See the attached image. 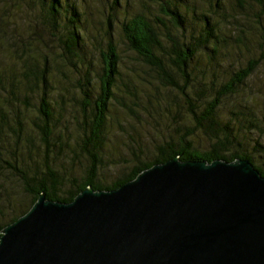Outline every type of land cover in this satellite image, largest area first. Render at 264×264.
Returning <instances> with one entry per match:
<instances>
[{
	"label": "trees",
	"instance_id": "trees-1",
	"mask_svg": "<svg viewBox=\"0 0 264 264\" xmlns=\"http://www.w3.org/2000/svg\"><path fill=\"white\" fill-rule=\"evenodd\" d=\"M41 1L47 10L46 18L51 20L56 32L61 28L60 14L67 12L69 21L66 23L64 35L61 32L58 33L64 36L63 38L59 37V42L72 58V64L76 61L85 63L90 53L85 37L92 44H95L97 40L85 32L84 26L82 29L77 26L78 23L82 26V14L79 8L75 4H70L68 0ZM236 1L242 7L250 1L258 5L264 4V0ZM114 3L119 5L120 0H114ZM158 9L160 15L158 14L153 19L144 13L127 19L120 25L119 37L128 48L127 54L132 53L137 62L146 66L145 69L138 68L144 74L154 75V79L157 76L156 84L160 87L139 72L136 73L137 76L129 75V78H125L127 81H123V85L119 84L121 66L126 62L111 34L107 47L101 51L102 66L99 74V90L96 95L90 91V87L84 92L86 102L83 103V108L90 114L85 122L89 128L84 134V137H88L83 147L84 151L77 156L78 158L73 157L67 166L58 164L52 142L49 139L53 135L50 123L53 122L56 110L53 103L42 96L40 101L42 107L39 109L44 120L38 117L31 125L23 121L25 112L20 109V106L28 104L32 97L38 96L37 92L41 83L46 84L48 74L54 72L48 70L52 58L50 59V54L45 52V49L38 43L22 42L21 44L18 41L16 44L12 43L10 46L11 56L16 59L17 65L12 64L11 68L7 67V69L2 67L4 79L0 76V89L4 87L5 82V91L8 93V98L4 97L3 100H0V237L8 225L31 210L39 200L41 193H46L49 199L69 203L89 186L95 190L117 189L135 179L144 170L177 156L183 160L197 159L209 162L216 159L229 161L248 159L264 175V167L260 162L264 145L259 141L257 134L250 137L245 133L247 121L243 119L249 114V112L246 113V110H249L244 106H239L234 113L235 118H229L227 121L222 120L219 113L223 99L233 93L238 85L252 74L260 60L251 61L246 68H242L232 75L227 82L218 87L216 95L199 110L200 106L188 91L193 84L191 83L194 81L193 78L196 79L199 76L215 82L216 79L211 76H217V73L221 71L215 66L218 64L222 68L221 61H224L222 55L218 58V51H216V55L209 52L210 56L215 57L216 61L212 62L214 66L206 69L201 68L198 72L193 69V61L206 48L208 40L211 37L214 39L216 36L214 29H210L212 22L209 21L205 29H201L199 25L200 32L198 33L204 34V38L197 37L195 39L192 35L188 42L182 30V24L187 22L185 13L183 15L177 6H172L170 2L160 4ZM4 10L6 11L5 8ZM5 11L0 14L1 20L4 18ZM192 18L196 20L199 17L194 15ZM112 20L114 21L113 16L107 22V26L110 28L113 27ZM0 30L1 33H5L2 24ZM54 35L53 37H55ZM12 37L14 40V34ZM5 38L2 37L1 41ZM197 39L202 42L200 48L194 44ZM3 45L6 48L5 44ZM215 47L219 48V52H225L221 46L215 45ZM239 48H241V44H239ZM61 57L65 61L63 53H61ZM69 63L71 64V62ZM79 84L81 85V82ZM85 84L89 86L90 81ZM121 86L125 88V91L118 89ZM169 86H171L170 90L177 91L178 99L182 95L186 98L189 97V113L195 121L193 126H183L180 123L176 127L175 122L179 116L178 100L174 95L163 92V89ZM196 86L197 84L194 88ZM13 99L16 101L14 102ZM115 102L121 108L112 107ZM14 104L16 105L13 108ZM114 108L121 111V114L114 118L121 126L123 135H126L130 141L128 145L132 152V156L129 157L131 167L124 176L107 184L99 180V171L107 164L101 160L97 151L104 150V141L101 137L104 129L110 124L109 112ZM144 112H148L150 118L159 121L167 113L168 121H170L167 127L172 130L170 136L165 135L162 142L157 145L158 151L154 158L141 157L133 150V146L137 145L136 138L142 135L137 136L129 126H125V119L130 117L139 124L142 123ZM172 117L174 121H171ZM198 130H201L206 139H210L211 145L206 150L195 147L194 139ZM248 144L249 147L245 148ZM84 155L85 162L89 166L86 172L83 171L82 178H78L73 172L77 163L80 162L78 159ZM122 156L123 154H119L117 158Z\"/></svg>",
	"mask_w": 264,
	"mask_h": 264
},
{
	"label": "water",
	"instance_id": "water-1",
	"mask_svg": "<svg viewBox=\"0 0 264 264\" xmlns=\"http://www.w3.org/2000/svg\"><path fill=\"white\" fill-rule=\"evenodd\" d=\"M0 264H264V175L177 156L69 203L41 193L4 229Z\"/></svg>",
	"mask_w": 264,
	"mask_h": 264
},
{
	"label": "rangeland",
	"instance_id": "rangeland-1",
	"mask_svg": "<svg viewBox=\"0 0 264 264\" xmlns=\"http://www.w3.org/2000/svg\"><path fill=\"white\" fill-rule=\"evenodd\" d=\"M68 1L70 4H75L81 11L82 26L80 23L77 26L80 29L84 26L85 32L97 40L95 44H92L85 37L90 52L85 63L76 61L72 64V58L65 52L59 42V37H64L66 23L69 21L67 12L60 14L61 28L56 32L50 22L51 20L49 21V18H46L47 10L41 0L0 1V14L5 11L4 8L6 9L3 20L0 19V27L2 24L6 33H1L0 30V76L4 79L2 67L7 69V67L11 68L12 64L17 65L16 59L11 56L10 46L13 42L14 44L17 41L21 44L22 42L38 43L45 49V52L50 54V59L52 58L48 70L54 72L48 74L46 84L41 83L37 92L38 96L32 97L30 102L20 106V109L25 112L23 121L31 125L38 117L44 120L39 109V107H42L40 102L42 96L53 103L56 110L54 111L53 122L50 123L53 135L49 139L52 142L54 154H56L60 166H67L73 157H77L84 151L83 147L88 138L87 136L84 137V134L89 128L85 122L87 116L90 117L89 112H86L83 108V103L86 102L84 92L90 87V91L96 95L99 90V74L102 66L101 51L107 47L111 34L126 62L121 66L119 84L123 85V81H127L129 75L137 76L136 73L139 72L160 87L156 84L157 76L154 79V75L144 74L139 68L145 69L146 66L137 62L132 53L127 54L128 48L119 37V33L120 25L136 14L144 13L151 19L158 14L160 15L158 6L165 4V2L177 6L178 10L187 16L189 22L183 16L187 22L185 21L186 23L182 24V30L188 42H190V34L193 33L195 39L197 37L204 38V34L198 33L200 27L205 29L208 22H212L210 29H214L216 36L214 39L211 37L208 40L205 49L204 45L203 52L197 58L199 60L193 61V69L198 72L201 68H212V62L216 60L214 56L209 55V52L216 55V51H218V58L222 55V60L224 59V61H221L222 68L218 64L215 66L221 71L217 73V76H211V78L216 79L215 82L199 76L196 79L193 78L194 81L191 82L193 84L188 90L189 95L195 98L197 105L200 106L199 110L216 95L218 87L227 82L232 75L240 69L246 68L251 61L260 60V62H257V67L252 74L238 85L233 93L223 99L219 113L221 119L227 121L229 118H235L234 113L239 106L246 107L249 110H246V113L249 112V114L243 119L247 121L245 133L250 137L257 134L259 141L264 145V4L258 5L250 1L242 7L237 4L236 0H120L119 5H116L114 0ZM194 15L199 18L194 20L192 18ZM112 16L114 21L112 20L113 27L110 28L107 26V22ZM59 32L63 35L58 34ZM13 34L15 36L14 40H12ZM52 34H55L56 38ZM2 37L6 38L1 41ZM242 41L244 43H241ZM200 43H202L201 40L197 39L194 44L200 48ZM239 44H241V48H239ZM215 45L221 46L225 52H219V48ZM61 53H63L65 61L62 59ZM207 76L209 77V74ZM88 81H90V85L86 86L85 83ZM79 82H81V85ZM195 84L197 86L194 88ZM166 88L163 89V92L174 95L178 100L179 116L175 122L176 127L180 123L183 126H193L195 121L189 113V97L186 98L182 95L178 99L179 95L176 90H170L171 86ZM174 88L179 90L177 87ZM118 89L125 91L122 86ZM0 94V100H3L4 97L8 98V93L5 91V82L4 87L0 89ZM80 100L82 101L80 102ZM13 101L16 100L13 99ZM16 104L13 105V108ZM114 106L121 108L116 102L112 107ZM144 113L142 123L139 124L134 118L130 117L125 119V126H129L137 136L142 135L140 137L134 135L137 137V145L133 146V150L139 153L138 155L141 157L154 158L158 151L157 145L162 142L161 140L165 135L170 136L172 130L167 127L170 122L167 113L160 121L150 118L148 112ZM109 114L110 124L104 129L101 137L104 141V150L102 149V152L97 151L101 160H104L107 164L99 171V180L107 184L113 183L129 172L131 167L129 157L132 156L131 148L128 145L130 141L126 135H123L121 126L114 118L121 114L120 109L114 108ZM171 121H174L173 117ZM209 140L201 133V130L196 131L194 139L196 148L206 150L211 145ZM248 147L249 144L245 148ZM119 154H123V156L117 158ZM261 155L260 162L264 167V151ZM66 157L68 159H65ZM78 160L80 162L77 163L73 174L75 177L82 178L89 164L85 162V155L80 156Z\"/></svg>",
	"mask_w": 264,
	"mask_h": 264
},
{
	"label": "bare ground",
	"instance_id": "bare-ground-1",
	"mask_svg": "<svg viewBox=\"0 0 264 264\" xmlns=\"http://www.w3.org/2000/svg\"><path fill=\"white\" fill-rule=\"evenodd\" d=\"M187 30V29H186ZM190 34V33H189ZM194 34V33H193ZM193 34H190V36H192Z\"/></svg>",
	"mask_w": 264,
	"mask_h": 264
}]
</instances>
